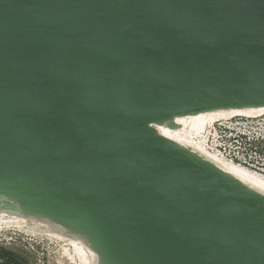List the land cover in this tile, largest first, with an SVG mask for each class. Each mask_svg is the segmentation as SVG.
Segmentation results:
<instances>
[{
  "label": "water",
  "instance_id": "water-1",
  "mask_svg": "<svg viewBox=\"0 0 264 264\" xmlns=\"http://www.w3.org/2000/svg\"><path fill=\"white\" fill-rule=\"evenodd\" d=\"M264 107V0H0V208L99 264H264V193L156 126Z\"/></svg>",
  "mask_w": 264,
  "mask_h": 264
},
{
  "label": "bare ground",
  "instance_id": "bare-ground-1",
  "mask_svg": "<svg viewBox=\"0 0 264 264\" xmlns=\"http://www.w3.org/2000/svg\"><path fill=\"white\" fill-rule=\"evenodd\" d=\"M257 113H260V115H249ZM262 115H264V107L219 109L199 112L197 114L176 116L174 117V122L177 123L176 126L171 127L164 124L156 127L163 135L196 151L221 168L234 174L247 185L264 193V174L257 173L250 168L221 156L217 149L219 148V135L215 132L211 138L208 130V127L214 126L218 121H221L219 122L221 126H231L232 124L228 125L225 120L233 118L234 116L254 118ZM29 221L44 224L49 231L59 236L61 242L66 241L65 244L69 246L65 245L60 251L63 264H99L97 254L89 247L86 240L78 234L69 231L66 227L48 218L25 215L0 208V228H23V224ZM2 222H4V224H2ZM63 258L66 259L67 262H64Z\"/></svg>",
  "mask_w": 264,
  "mask_h": 264
},
{
  "label": "rangeland",
  "instance_id": "rangeland-1",
  "mask_svg": "<svg viewBox=\"0 0 264 264\" xmlns=\"http://www.w3.org/2000/svg\"><path fill=\"white\" fill-rule=\"evenodd\" d=\"M258 114L260 115V113L249 114V115L255 116ZM239 119L242 121L255 120V121H259L258 123L260 122L261 124L264 123V115L254 118L234 116L233 118L227 119L225 121L229 125L232 124L231 121H236ZM219 122L221 121L216 122L212 127H208L209 128L208 130L211 138L213 137L214 133L217 132V134L219 135L218 145L220 148V145L222 143L221 137H222V131L224 130L223 129L224 126L223 127L221 125L219 126ZM235 124H239V123H235ZM2 224H4V222H2ZM65 243L66 241L61 242L59 236L49 231L44 224L39 222L37 223L33 221L26 222L23 224V228L21 227L0 228V246H4L10 250H13L18 255L21 264H63L60 251L65 245L69 246L68 244ZM63 261L67 262L66 259H64Z\"/></svg>",
  "mask_w": 264,
  "mask_h": 264
},
{
  "label": "built area",
  "instance_id": "built-area-1",
  "mask_svg": "<svg viewBox=\"0 0 264 264\" xmlns=\"http://www.w3.org/2000/svg\"><path fill=\"white\" fill-rule=\"evenodd\" d=\"M239 120L231 121V126H222L218 152L230 161L264 174V123Z\"/></svg>",
  "mask_w": 264,
  "mask_h": 264
},
{
  "label": "trees",
  "instance_id": "trees-1",
  "mask_svg": "<svg viewBox=\"0 0 264 264\" xmlns=\"http://www.w3.org/2000/svg\"><path fill=\"white\" fill-rule=\"evenodd\" d=\"M0 264H21L18 255L4 246H0Z\"/></svg>",
  "mask_w": 264,
  "mask_h": 264
}]
</instances>
